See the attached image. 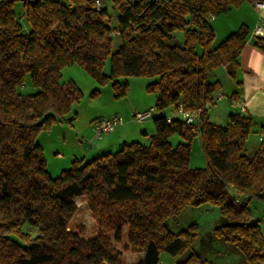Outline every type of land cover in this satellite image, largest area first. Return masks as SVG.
Listing matches in <instances>:
<instances>
[{
    "label": "trees",
    "instance_id": "16d2710c",
    "mask_svg": "<svg viewBox=\"0 0 264 264\" xmlns=\"http://www.w3.org/2000/svg\"><path fill=\"white\" fill-rule=\"evenodd\" d=\"M93 1L0 0V264H124L114 243L121 241L125 226L122 249L144 253L137 264H159L162 251L177 256V264H210L193 250L196 222L178 231L167 224L202 203L220 210L211 240L230 244L245 264H264V234L248 206L252 200L264 202V141L248 156L250 115L231 113L223 127L207 114L222 87L213 71L224 66L235 79L249 33L240 24L214 45L210 18L264 0H112L115 28L103 3L96 8ZM17 2L28 30L15 12ZM177 29L184 30L182 44L172 42ZM114 38L119 43L112 51ZM254 45L264 51V37H255ZM72 63L99 83L111 81L115 98L128 89L120 77H156L146 85L156 95L154 111L181 103L187 110L201 109V122L197 128L179 116L152 113L155 132L147 144L124 142L114 152L72 160L52 177L37 137L82 95L74 81H60L62 68ZM26 74L38 89L34 93L19 91ZM173 132L184 141L172 146ZM196 135L203 168L189 166ZM80 196L97 227L89 239L84 227L68 226Z\"/></svg>",
    "mask_w": 264,
    "mask_h": 264
},
{
    "label": "rangeland",
    "instance_id": "374dc122",
    "mask_svg": "<svg viewBox=\"0 0 264 264\" xmlns=\"http://www.w3.org/2000/svg\"><path fill=\"white\" fill-rule=\"evenodd\" d=\"M63 3H68V0H59ZM104 7L107 9L109 16V24L112 28L117 27V10L113 8L112 0H101ZM134 2L135 0H129ZM245 3V2H244ZM243 5H249L251 8H254L255 5L249 2H246ZM238 7H233L231 9V14L228 17L233 18L237 15H244L242 11L245 10H236ZM250 8V9H251ZM14 9L17 15L21 17L20 23L25 30L30 29L26 19H23V5L21 2H17L14 5ZM229 12V11H228ZM227 12V13H228ZM227 13L220 14L218 16H225ZM251 17V12L248 14ZM217 17V16H216ZM246 18V17H245ZM248 19V18H247ZM237 29V28H236ZM235 29V30H236ZM173 43L182 44L184 41V30L177 29L173 32ZM250 34H248V39H250ZM221 38V39H220ZM225 37H216L213 42L217 45ZM119 40L117 38L113 39V48L112 51L116 50ZM103 72L109 74L110 72V56L106 57L103 65ZM60 81L72 80L80 89L82 95L78 101H75L70 110L65 114V119L55 123V127H52L53 130L47 132L43 131L37 138V142L42 144L43 151L45 153V160L49 167H53L55 163H60V161H66V157L75 158L73 154H78V151L83 147L86 149L84 143L85 139L83 136L87 133V138L91 137L94 139L92 143H96L97 138L94 136V130L91 125V120L97 117H106L111 114H117L121 118V123L126 124L128 121H131L132 131L136 133V130L143 127L141 123L147 122L149 127V133L155 132V125L153 123V116L159 114L157 111H153V116L148 115L143 119H137L133 113L135 112H144L148 111L155 105V97L153 92H149L146 89V85L149 82L156 80V77H145V76H128L120 77L119 81L128 83V89L126 94L120 98H115L114 93L111 87V81L106 83H99L94 77H92L85 68L78 64L72 63L66 65L62 68ZM214 75L218 76L220 80L223 77L218 71H214ZM229 82L223 86L221 89L224 92V102L217 100L216 95L219 90L215 91L213 94L214 102L207 105V114L211 122L220 125L226 126L229 122V111L233 113L247 114L248 112H241L238 108H230L228 96L231 95L232 90L234 89L233 81L229 77ZM222 85V83H221ZM38 89L34 88L30 83L29 75H25L24 83L20 86L19 91L25 94L34 93ZM237 90V89H236ZM94 92V93H92ZM259 105L257 107V115H259V120L254 121L251 126V130L246 140V150L245 153L248 156H252L255 150L260 144L259 136L256 131V128L259 126V122L264 115V94L260 95L258 100ZM134 107V109L132 108ZM162 111V110H161ZM160 111V112H161ZM163 112H169V107L165 108ZM69 118L73 119L69 123ZM120 123V124H121ZM119 124V125H120ZM117 125L116 130L120 128ZM54 126V125H53ZM64 127V128H63ZM60 128L68 130L70 136L65 140H58L56 138V133ZM130 128V127H129ZM114 129V130H115ZM50 130V129H49ZM86 130V131H85ZM109 132H105L101 137L107 136ZM139 134V133H138ZM83 135V136H82ZM132 138V137H131ZM130 137L128 141L132 140ZM73 139L76 140V144L73 143ZM168 141L172 146H175L178 142L184 141V138L177 132H173L168 136ZM76 146V147H75ZM55 152H59L61 156H58ZM63 156V157H62ZM89 158V157H88ZM189 166L191 168H203L206 166V161L204 154L201 149L200 137L196 135L192 138L190 142V156H189ZM58 167H56L57 169ZM49 172L55 176L59 175L60 170L55 173L49 169ZM77 211L74 213L69 222V229L76 231L79 226L84 227L85 232L91 231V228L96 225L95 221L91 216V212L88 207L81 201L77 200ZM250 210L255 219L259 220L260 228L262 234H264V202L258 200H252L248 204ZM220 217V210L217 205L210 203H202L199 206H189L184 209L180 214L174 218H169L167 224L169 228L173 231H178L182 228H185L189 223L196 222L199 226L198 229V239L193 244V250L199 252L202 256L206 257L210 264H245L241 255L235 251V249L228 243L222 240H211L209 235L212 233L213 228L218 223ZM25 230L34 234L35 230L28 227L26 224L23 225ZM160 260L162 264H177L176 258L169 253L162 251L160 254Z\"/></svg>",
    "mask_w": 264,
    "mask_h": 264
},
{
    "label": "crops",
    "instance_id": "0c3cea01",
    "mask_svg": "<svg viewBox=\"0 0 264 264\" xmlns=\"http://www.w3.org/2000/svg\"><path fill=\"white\" fill-rule=\"evenodd\" d=\"M246 3V2H245ZM245 3H242L236 10H247V11H242L244 15H237L233 18L228 17L229 14H231V10L227 13L225 16H217V17H211L210 18V23L212 27L214 28L215 31V36L217 37H226L229 33L233 32L240 24H245L248 29L250 39H248V35L246 37V43L238 56V62L241 66L240 69L237 70L236 77H235V82L233 81L234 89L232 90L231 94L233 92H236L234 96L230 97V95L227 97L229 100V107L230 108H238L239 111L241 112H248L247 114L244 115H250L252 118V123L254 121H258L259 115H257V107L259 105V98L261 94H264V51L260 50L254 45V39L255 36L252 34L253 27L255 24L258 22L259 19H264V6L262 7H257L255 5L254 8H251L249 5H243ZM264 3V1H262ZM251 8V9H250ZM251 12V17L248 16V14ZM246 17V18H245ZM248 18V19H247ZM221 39V38H220ZM214 44V42H213ZM215 45V44H214ZM246 69V70H242ZM214 71H218L220 75L223 77L222 80L218 76L214 77L222 83V89L225 84L229 82V77L227 75V69L224 66L216 68ZM213 71V72H214ZM66 82V81H63ZM237 82H240V85L237 84ZM220 89L218 94L216 95L217 100L221 101L223 103L224 101V92L223 90ZM237 89V90H236ZM156 95H154L155 97ZM241 106H244V109H241ZM134 109V107H132ZM208 109V108H207ZM165 110V109H164ZM159 112L158 115H165L166 117H177L178 115L174 112L173 107H169V112ZM233 113L231 110L229 111V114ZM228 114V115H229ZM113 115V114H111ZM65 116V115H64ZM62 116L57 120L62 121L65 119V117ZM108 116V115H106ZM74 119V118H73ZM72 118H69V123L73 120ZM95 119V118H93ZM90 121L92 126V121ZM153 119V118H152ZM143 127H141L139 130H136V133L131 128L132 124L131 121H128V123L120 124V128L118 130H113L110 131L107 136L105 137H100L97 138L96 143H92L94 139H91V137L87 138L86 135H82L85 139L84 143L86 145V149L83 147V143L81 145V149L78 151V154H73L76 156H73L75 158L71 157H66V161H60V163H55L53 167H49L48 164L46 163V168L48 170V173L53 176L50 172L54 171L57 173L59 170L68 168L71 161L75 159H83L89 160L93 157H96L102 153H107V152H114L116 151L124 142H130V141H138L143 144H147L149 141V136L152 135L149 133V129L146 127H149V124L147 125V122L141 123ZM259 126L256 128L257 133H259L262 129H264V115H262V118L258 124ZM55 127V124L54 126ZM50 128V130H46L47 132L53 130V128ZM130 127V128H129ZM64 128V127H63ZM63 128H60L58 131H54L56 133V138L58 140H65L67 136H70V132L68 130H65ZM86 131V130H85ZM43 132V131H42ZM40 132V133H42ZM39 133V135H40ZM139 133V134H138ZM38 135V136H39ZM131 138L132 140L128 141V138ZM38 138V137H37ZM96 138V137H95ZM261 142V141H260ZM73 143H77L76 140L73 139ZM43 150L42 144H39ZM76 147V146H75ZM58 156H61L59 152H55ZM44 158H45V153L43 151ZM63 157V156H62ZM89 157V158H88ZM46 161V160H45ZM56 167H58L56 169ZM77 200L83 202L87 206L86 198L84 196L77 197L75 199V204L77 206ZM77 211V210H76ZM94 227L91 228V231L88 232L86 230L84 234L85 239H89L91 237H94L97 233V227L96 225H93ZM71 230V229H70ZM113 231H110L107 233V235L112 239L113 238ZM127 234H128V228L125 226L122 234L121 241L119 243H114L115 247L120 250V260L124 264H137L141 262L144 259V253L143 252H132V251H124L122 249L123 245L126 244L127 242ZM177 259V256H174ZM159 264H162V261L160 260Z\"/></svg>",
    "mask_w": 264,
    "mask_h": 264
},
{
    "label": "built area",
    "instance_id": "2783aa9c",
    "mask_svg": "<svg viewBox=\"0 0 264 264\" xmlns=\"http://www.w3.org/2000/svg\"><path fill=\"white\" fill-rule=\"evenodd\" d=\"M94 5L96 8L102 6L101 0H94ZM257 7L264 6V3L257 1L255 2ZM115 34V33H114ZM252 34L255 37H264V19H259L258 22L255 24L252 30ZM241 109H244V106H241ZM154 108H151L148 111L144 112H135L133 115L137 119H143L148 115H152ZM174 112L186 123L189 125H194L198 128L199 123L201 122V109H191L187 110L183 107L180 103L178 104L177 108H175ZM121 123V118L117 114H113L106 117H97L92 121V128L94 130V136L96 138H100L101 135L105 132H110L115 129L117 125ZM259 140L264 141V129H262L259 133Z\"/></svg>",
    "mask_w": 264,
    "mask_h": 264
}]
</instances>
